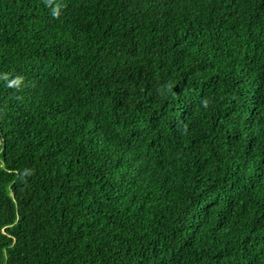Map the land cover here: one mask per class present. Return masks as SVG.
<instances>
[{
  "label": "trees",
  "instance_id": "1",
  "mask_svg": "<svg viewBox=\"0 0 264 264\" xmlns=\"http://www.w3.org/2000/svg\"><path fill=\"white\" fill-rule=\"evenodd\" d=\"M0 264H264V0H0Z\"/></svg>",
  "mask_w": 264,
  "mask_h": 264
}]
</instances>
